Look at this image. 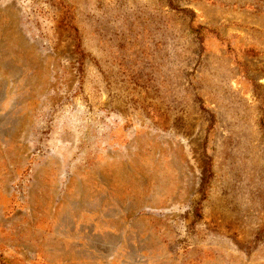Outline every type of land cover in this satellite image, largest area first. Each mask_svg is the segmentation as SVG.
I'll use <instances>...</instances> for the list:
<instances>
[{
	"label": "rangeland",
	"instance_id": "374dc122",
	"mask_svg": "<svg viewBox=\"0 0 264 264\" xmlns=\"http://www.w3.org/2000/svg\"><path fill=\"white\" fill-rule=\"evenodd\" d=\"M0 264H264V0H0Z\"/></svg>",
	"mask_w": 264,
	"mask_h": 264
}]
</instances>
